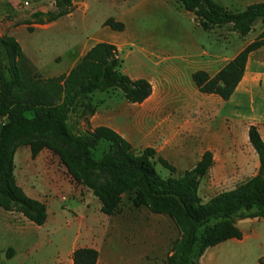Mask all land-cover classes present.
<instances>
[{
  "label": "rangeland",
  "instance_id": "obj_1",
  "mask_svg": "<svg viewBox=\"0 0 264 264\" xmlns=\"http://www.w3.org/2000/svg\"><path fill=\"white\" fill-rule=\"evenodd\" d=\"M216 1L232 11L246 8L248 1L257 2ZM55 3L56 0H0V38L15 37L43 78L69 72L97 42L117 45L124 59V70L132 78L152 81L155 87L152 101L160 96L158 87L162 82L161 105L147 114L137 104L128 102L119 88L93 94L94 104L101 109L106 104L116 109L118 125L137 145L145 144L142 127L146 131L165 122L163 119L170 115L172 122H180L185 117L194 118V112H203L199 106L205 100L192 73L214 55H223L222 49L232 53L246 45L264 26L257 22L247 36L234 33L228 24L204 30L195 21L194 13L176 0H73L71 13L54 22L36 23L33 14L53 11ZM110 17L123 22L124 30L106 25ZM204 51H209V55L203 54ZM0 64L9 66L1 46ZM254 107V114L264 115V104L257 102ZM251 112L249 106L244 109L245 114ZM138 114H144L140 127L131 122ZM171 120L160 130L167 129ZM5 121L0 115V128ZM201 121L192 126L191 135L187 134L189 146L200 148L188 164L171 159L172 164H178L177 170L171 172L155 159L156 169L163 178L180 176L192 167L202 153L200 146L208 130L222 128L218 117L206 121L203 117ZM69 124L78 133L91 128L80 112L71 114ZM107 147L108 143L103 141L95 151L96 157L100 158ZM227 153H216L214 167L201 181L199 194L203 202L233 189L255 172L243 171L244 155L239 151L232 153L237 165L226 168L222 161ZM14 161L19 185L28 193L49 200L50 219L48 224L38 226L21 213L0 208V264H73L72 253L82 246L98 249L100 264L166 263L173 242L180 237L179 229L167 215L135 207L126 194L119 211L106 215L93 193L89 190L79 193L80 184L65 181L69 174L49 149L32 158L29 146H18ZM236 220L243 239L216 245L208 264H264V218L243 219L239 213Z\"/></svg>",
  "mask_w": 264,
  "mask_h": 264
},
{
  "label": "trees",
  "instance_id": "obj_2",
  "mask_svg": "<svg viewBox=\"0 0 264 264\" xmlns=\"http://www.w3.org/2000/svg\"><path fill=\"white\" fill-rule=\"evenodd\" d=\"M204 29L230 25L233 32L247 36L257 22L264 24V2H255L238 11L216 0H176ZM73 0H56L55 10L33 14L36 23L54 22L72 12ZM105 24L117 31L124 23L110 17ZM9 66L0 64V115L6 118L0 128V208L21 213L43 226L48 219L45 202L29 196L16 177L15 152L29 146L32 158L43 149L58 156L71 179L98 198L101 211L116 214L124 195L135 207H145L167 215L180 231L165 264H201L210 247L229 239H243L236 215L264 218V139L255 124L248 130L249 141L259 157L258 172L236 187L203 202L199 188L215 164L206 150L199 161L180 176L163 178L156 161L171 172L176 166L148 146L136 149L115 129L99 125L84 133L69 124L72 113L80 112L89 124L95 113L93 94L121 89L130 103H143L153 92L150 80L132 78L124 70V59L114 43L100 41L89 48L69 72L43 78L13 36L0 38ZM264 46V29L215 75L205 70L192 74L198 90L228 100L241 82L250 54ZM105 141L100 158L95 151ZM215 222L214 224H211ZM100 252L94 247H78L73 264H97Z\"/></svg>",
  "mask_w": 264,
  "mask_h": 264
},
{
  "label": "crops",
  "instance_id": "obj_3",
  "mask_svg": "<svg viewBox=\"0 0 264 264\" xmlns=\"http://www.w3.org/2000/svg\"><path fill=\"white\" fill-rule=\"evenodd\" d=\"M257 2H264V0H257ZM252 3L253 2L248 1L247 6ZM263 29L264 26L262 30ZM255 38H253L250 42H252ZM249 43H247L246 45H248ZM246 45L241 46L239 49L233 51L232 53L230 50L222 49L223 55H214V57L210 58L199 70H205L212 76L215 75L222 67H224L230 60H232ZM209 53V51L203 52V54L207 55H209ZM209 69H212V71H210ZM147 79L150 80L149 78ZM161 87L162 82H160V85L158 87V93L160 96L157 97L156 101H152L155 94V87L153 85L152 95L143 103H135L137 104L136 106H138L142 110H145L146 114L148 113V111H156V109L159 108L158 106L161 105L162 101ZM202 94L205 101L204 103H200L199 109H204V111L198 113L194 112V118L185 117L180 122H172V116L170 115L169 117L163 119V121L165 120V122H161V124L158 123L156 126H153L146 131L142 127V140L145 144L137 145L133 141H131L129 135L125 134L124 130L120 127V125H118L120 124V122L118 121V116L114 114L116 109L112 108L110 105L106 104L105 106H103V109H101L99 105L95 104L96 110L95 113L89 118L88 125H91L92 128L99 125L109 126L119 132L122 136H125V138L130 140V142L135 147L145 148L151 146L157 150V155L159 154L160 156L164 157L170 163L172 162L171 159H174V161H179L178 163L181 162L184 164H188L189 161L192 159L193 154L200 150V148L192 149L188 144L187 134L191 135L190 132H192V126L194 124L202 122L201 119H203V117L205 121L207 120V118L212 120V117H218L222 121V128L220 130H213V128H210L208 130L205 135V141L202 142V145L200 146L202 152L201 155L204 151L211 150L214 154L216 163V153L222 154L223 152H228L227 156H225V159L222 161V164L226 168H230L232 167L231 165H237V161L236 163L233 161L232 153L239 151L241 152V154L244 155L242 161L244 167L243 171L245 170V172H247L249 169H252L255 171L253 174L255 175L258 172L259 168V157H256L257 153L255 154L256 151L249 141L248 130L250 125H257L264 139V115L254 114L255 103L258 102L264 104V46L250 54L246 64L245 74L241 82L238 84L235 92L228 100H224L216 94ZM248 106L251 108V114L244 113V109ZM142 115H136L134 119L132 118L131 122H136V126L140 127L143 119ZM169 120H171L169 122V127L167 129H165L164 127L162 130H160V127L164 126L166 122L168 123ZM201 155L195 161L194 165L199 161ZM173 165L176 166V168L178 166V164H175V162H173ZM65 181L69 182L71 185H74L70 175L65 178ZM83 190L89 189L80 185V189L78 192L80 193ZM25 192L29 196L45 202L48 208L49 200L41 198L37 195L30 194L26 190ZM89 192L91 191L89 190ZM49 219L50 217L48 212V219L45 224H48ZM234 239L235 238L229 240ZM214 247L208 248L206 252L201 256V264L209 263L210 257H212L211 251ZM97 264H100V257ZM106 264H109V262L107 261Z\"/></svg>",
  "mask_w": 264,
  "mask_h": 264
}]
</instances>
